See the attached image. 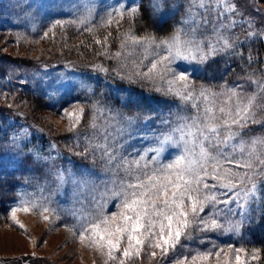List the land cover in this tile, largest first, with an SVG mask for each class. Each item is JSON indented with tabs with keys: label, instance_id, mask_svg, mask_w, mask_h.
<instances>
[{
	"label": "snow or ice",
	"instance_id": "1",
	"mask_svg": "<svg viewBox=\"0 0 264 264\" xmlns=\"http://www.w3.org/2000/svg\"><path fill=\"white\" fill-rule=\"evenodd\" d=\"M71 6L85 31L93 32L94 28L89 25L95 17V0H76ZM115 11L107 13L101 26L113 22ZM137 11L131 9L130 15ZM200 11L215 12L219 22V27L214 28L215 43L207 41V50L205 40L199 36V29L208 21L198 19ZM236 12L233 0H193L186 28H179L171 36L159 40L132 34L124 37L122 48L139 47L145 53L143 59L149 61L146 72L139 71L137 66V70L126 78L130 82L139 78L153 85H165L155 87V91L177 96L185 104L191 103L196 114L191 117L177 115L171 124L163 120L162 124L168 127V131L142 137V140L148 141L147 145L133 147L130 153L124 155L125 145L133 138L135 118L119 113L113 115L109 111L107 119L101 124L98 119L107 110L97 107V117H94L90 127L99 129V135L94 134L92 139L87 140L84 152L77 155L84 158L99 155L106 169L116 178L108 182L99 198L93 197L94 215L83 213V210L73 213L76 223L72 231L81 241L88 238L101 252L107 247L109 259H116L112 255L114 251L121 252L127 260L138 259L145 244L151 249H159L162 258L167 257L170 251L174 252L182 237L191 238L194 227L204 232L224 230L225 225L220 223L224 212L247 218L252 206L258 202L259 193L264 192V137H252L246 141L241 136L244 128L258 122L257 113L264 112V80L254 81L256 92L252 94L243 93L239 86L220 93L204 86L197 90L192 80L193 72L198 70L196 65L205 63L218 51L234 47L225 33L235 27L236 21L230 14ZM119 14L123 16V12ZM224 17H227V23L223 22ZM62 23L57 20L53 27ZM95 42L102 43L99 39ZM115 55L119 57L120 53ZM178 61L186 62L188 67H182ZM48 87L55 92L71 90L75 85L54 79ZM220 96L226 97V100L217 105L216 98ZM78 111L79 116L75 112L65 114L78 122L84 109ZM74 127L75 124L69 131ZM170 145L179 147L181 151L165 162L163 154ZM57 176L63 182V174L57 173ZM87 183L81 182L83 186ZM110 200L117 201V211L109 215L106 205ZM19 204L24 211L31 210L29 204L42 211L49 210L43 201L22 199ZM206 208L208 212L201 215ZM16 211L17 208L12 209L13 220ZM44 218L49 219L47 216ZM243 222V219L229 222L228 227L236 231ZM125 239L126 246L121 249V242ZM149 255L155 258L157 252L151 251ZM201 258L206 259L207 256ZM125 259H120L118 264H125ZM187 260L185 257L184 261L177 260L176 264H185Z\"/></svg>",
	"mask_w": 264,
	"mask_h": 264
},
{
	"label": "rangeland",
	"instance_id": "2",
	"mask_svg": "<svg viewBox=\"0 0 264 264\" xmlns=\"http://www.w3.org/2000/svg\"><path fill=\"white\" fill-rule=\"evenodd\" d=\"M140 1L95 0V17L89 25L94 31H86L85 35H72L67 31L70 26L85 31V26L80 24L77 13L71 6L76 0H0V110H6L14 114V117L25 120H28L30 113L55 134L67 136L78 130L85 114L83 105L76 103V100L93 95L96 105L107 110L104 116L98 119L99 123L102 124L104 119H107L109 111L113 115L119 113L135 118L133 138L125 145L124 155L130 153L133 147L146 146L148 141L142 140V137H152L154 134L159 135L168 131V127L162 122L146 124L143 118L121 112V108L110 97L111 95L106 96L104 91L107 88L101 84L103 74L108 72L115 76L127 77L137 70V66L139 71H147L149 61L143 59L144 51L139 47L122 48L121 45L125 43L124 37L127 34L139 38L149 35L128 30L116 37L110 35L117 30L124 18L132 16L131 9L138 10ZM233 2L237 12L230 15L236 21V25L251 26L258 29L260 34H264V1L233 0ZM192 4L193 0H190L189 8H192ZM113 9L116 10L112 16L113 22L101 26L107 18V13ZM80 11L83 14V10ZM120 12H123L122 17ZM203 15L208 17L201 18ZM198 19L208 21L207 24L200 26L204 34L201 35L199 32L200 38L206 42L207 50V41L215 43L214 28L219 27L217 14L213 11L207 13L200 11ZM222 19L224 23L228 22L227 17ZM57 20L63 23L53 27ZM225 35H229L228 31ZM262 36L264 38V35ZM113 38L118 40L117 43L113 44ZM97 39L102 43H96ZM80 45L83 46V51L75 50L76 47H81ZM129 52L133 55H126ZM116 53H120L119 57L115 55ZM86 54H90V58L85 57ZM177 63L182 67H188L186 62ZM2 77L5 81L33 83L38 91L48 95L50 102L55 106L54 109H47L40 103L25 101L18 94L9 93L5 89ZM54 79L71 82L75 87L54 92L48 87ZM134 81L144 82L147 87L154 89L157 86L166 87L153 85L139 78ZM194 86L197 90L204 86L217 93L227 90L218 85L210 87L202 83ZM97 89L99 91L96 92ZM255 90L256 86H253L247 91H241L252 94L251 91L254 93ZM224 100H226L224 96L217 97L216 104L220 105ZM69 104L72 106L68 107ZM80 108L84 111L78 122L65 114L75 112L79 116ZM73 124L74 129L69 131ZM99 131L91 129L81 133L83 144L80 142L82 145L78 143L77 146L82 152L84 146L87 147L86 141L92 139L94 134L99 135ZM180 151L181 149L175 145L168 146L163 154L164 161L172 160ZM36 161L37 159L27 157L25 150L14 145H8L0 155V198L4 195L9 204V212L0 213V264H118L120 259H125L121 252L116 251L112 254L116 259H109L106 255L107 247L101 252L88 238L81 241L72 231V226L76 223L73 213L83 210V213L94 215L93 197L99 198L108 182L116 178L106 169L104 160L101 161L100 177L94 180V185L77 187L74 193L59 188L55 168L44 169L37 165ZM120 175L122 176V173ZM22 199L43 201L49 210L42 211L29 204L31 210L24 211L19 204ZM116 203V200L107 203V214L117 211ZM13 208H17L15 220L12 218ZM207 212L206 208L205 213L201 215ZM45 216L49 219H45ZM226 220L222 214L220 222ZM215 234L216 231L204 232L194 227L191 230V238L182 237L174 252L170 251L167 257L162 258L159 249H151L145 244L139 258L125 259V264H176L177 260L184 261L185 257L188 258L185 264H248V261L253 259L254 254L247 250L231 244L211 243L209 238ZM204 242L208 245L202 248ZM126 243V239L121 242V249ZM190 243H194L195 246L189 245ZM151 251L157 252L155 258L149 255ZM203 255L207 258H201ZM237 256L240 257L239 260L236 259ZM255 256L257 258L258 254ZM193 257L198 258L193 261Z\"/></svg>",
	"mask_w": 264,
	"mask_h": 264
},
{
	"label": "trees",
	"instance_id": "3",
	"mask_svg": "<svg viewBox=\"0 0 264 264\" xmlns=\"http://www.w3.org/2000/svg\"><path fill=\"white\" fill-rule=\"evenodd\" d=\"M189 3L190 0H141L138 11L124 18L117 30L115 29L110 35L116 37L128 30L137 34H146L158 40L167 38L177 29L187 27L185 22L189 19ZM206 16L208 17V15H203L201 18ZM67 31L72 35L87 34L86 31L78 30L73 26L68 27ZM199 32L201 35L204 34L201 28ZM249 33H256V35L250 36ZM228 34L234 47L218 51L205 63L196 65L198 70L192 75L194 85L197 83L210 87L218 85L225 89L239 86L240 91H247L249 87L256 86L254 81L264 80V38L258 29L237 24L228 31ZM117 41L115 38L112 40L113 44ZM75 50L83 51V46L76 47ZM86 55L85 57L90 58V54ZM105 74H103L101 84L107 88L104 91L106 96L111 95L110 97L121 108V112L143 118L146 124L150 122L156 124L163 120H168L171 124L177 115L191 117L196 114V109L191 103L185 104L177 96L165 95L155 91L152 87H147L144 82H130L126 77L115 76L112 72ZM2 80L9 93L18 94L25 101L40 103L47 109H54L55 106L50 102L48 95L38 91L33 83L5 81L3 77ZM92 96L76 100V103L83 105L85 114L78 130L67 136L55 134L30 113H28V120H25L14 117V114L6 110H0V155L8 145L25 150L27 157L37 159V165L44 169L53 167L57 173L63 174V182L59 179L57 181L59 188L65 191L74 193L77 187L83 186L82 181H87L89 186L94 185V180L98 179L101 174L99 170L102 166V159L97 155L95 158L91 155L87 158L77 155V153H83L77 146L83 144L81 133L93 129L90 124L94 117H97L98 106ZM70 106L72 104L68 105ZM257 121L256 124H249L242 130L241 136L244 140L264 137V112L257 113ZM0 199H2L0 200V213L9 212L6 197L3 195ZM219 207L223 208V205ZM223 214L228 223L243 219V225L233 231L226 221L220 222L225 225V228L217 230L216 234L209 238L210 242L222 245L231 244L249 253L258 254V257L248 261V264H264V192L259 193L258 202L252 206L247 218L238 214L228 215L227 212ZM189 245L195 246L194 243ZM205 245L208 243L204 242L201 247L205 248Z\"/></svg>",
	"mask_w": 264,
	"mask_h": 264
}]
</instances>
